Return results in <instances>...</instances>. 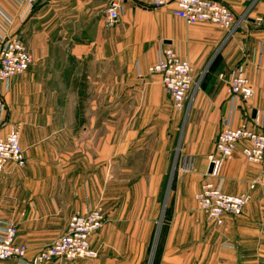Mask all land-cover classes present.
Returning a JSON list of instances; mask_svg holds the SVG:
<instances>
[{"label":"crops","instance_id":"1","mask_svg":"<svg viewBox=\"0 0 264 264\" xmlns=\"http://www.w3.org/2000/svg\"><path fill=\"white\" fill-rule=\"evenodd\" d=\"M222 1L237 29L202 23L189 35L172 7L124 0L108 26L110 0H42L24 19L12 0H0V35L17 34L34 56L24 74L0 80V137L18 131L26 156L25 166L0 173V218L17 225L29 258L63 236L74 214L102 207L107 222L90 238L97 258L46 264H264V195L249 188L264 165L246 161L242 142L209 173L225 128L264 133V0ZM167 47L192 59L185 111L149 72ZM240 71L254 89L247 101L228 89ZM205 180L253 199L241 216L209 222L195 199Z\"/></svg>","mask_w":264,"mask_h":264},{"label":"built area","instance_id":"2","mask_svg":"<svg viewBox=\"0 0 264 264\" xmlns=\"http://www.w3.org/2000/svg\"><path fill=\"white\" fill-rule=\"evenodd\" d=\"M21 17L31 15L42 0H12ZM124 0H110L106 10V23L115 25L121 17ZM144 8L161 9L172 7L173 15L188 25L210 23L232 33L238 24L232 9L222 0H131ZM7 21L12 22L9 17ZM0 80L9 83L14 77L24 74L34 62L24 42L17 34L0 35ZM151 74L160 75L162 83L170 95L177 111H185L193 87V67L172 48H165L158 61L149 68ZM229 93L247 101L254 96L249 79L240 71L228 80ZM7 107L0 97V127L5 123ZM245 143L242 153L250 164L264 165V133H258L247 125L239 128H225L217 137L215 150L209 156L213 165L212 175L220 170L222 164L231 159L240 143ZM9 163L26 165L25 151L21 145L20 134L12 131L0 137V173ZM250 191L260 188L264 195V173L253 180ZM200 210L209 222L222 225L227 215L239 217L253 197L250 192L229 195L220 191L213 182L205 180L195 195ZM107 222L102 207L86 213L74 214L67 232L53 243L45 246L31 258L28 247L17 241L18 227L13 222L0 218V261L15 259L25 264H46L53 260L73 261L80 258L96 259L97 254L90 246L91 236Z\"/></svg>","mask_w":264,"mask_h":264},{"label":"rangeland","instance_id":"3","mask_svg":"<svg viewBox=\"0 0 264 264\" xmlns=\"http://www.w3.org/2000/svg\"><path fill=\"white\" fill-rule=\"evenodd\" d=\"M184 26H185V28H184V30L189 34V35H191V31H193V29L195 28V27H197L198 25H194V26H190V25H186L185 23H184ZM217 27V26H216ZM219 28V27H218ZM177 49V51L179 52V53H181V49H178V48H176ZM187 60H191V62H192V59H190V58H188V57H185ZM184 58V59H185ZM82 98V97H81ZM83 102H81V107H80V109L81 110H83L84 109V106H85V104L87 103V95L86 94H84V96H83ZM84 111V110H83ZM184 115V126H186V124H187V114L186 113H184L183 114ZM183 140H184V137H183V135L181 136V137H179V139H178V141H177V145H176V148H175V150H174V154H173V166H174V164H176V161H177V159L179 158V156H180V153H181V149H182V146H183ZM174 173H175V167H173L172 168V170L169 172V175H168V181H170L171 180V178H173L174 177ZM168 188H169V186H167V187H165L164 188V192L166 191V189H167V192H168ZM170 189V188H169ZM163 192V193H164ZM170 194V192H168V195Z\"/></svg>","mask_w":264,"mask_h":264},{"label":"water","instance_id":"4","mask_svg":"<svg viewBox=\"0 0 264 264\" xmlns=\"http://www.w3.org/2000/svg\"><path fill=\"white\" fill-rule=\"evenodd\" d=\"M213 171V165H210L209 173H212Z\"/></svg>","mask_w":264,"mask_h":264}]
</instances>
